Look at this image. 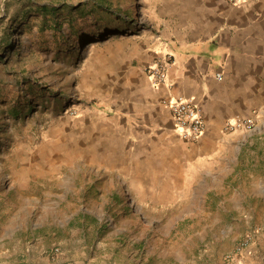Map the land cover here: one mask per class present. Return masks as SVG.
Segmentation results:
<instances>
[{
    "label": "crops",
    "instance_id": "1",
    "mask_svg": "<svg viewBox=\"0 0 264 264\" xmlns=\"http://www.w3.org/2000/svg\"><path fill=\"white\" fill-rule=\"evenodd\" d=\"M94 4L109 15L107 50L83 62L82 72L98 103L59 123L60 153L50 155L65 165L75 159V175L91 177L67 191L83 194L85 203L77 206L83 210L63 221H36L33 231L40 233L17 250L5 249L0 264H182L181 256L157 245L148 250L137 238L117 240L129 225L178 224L186 209L209 208L216 173L229 193L228 211L264 225V0ZM165 56L166 80L153 85L144 68ZM174 98L191 99L203 119L204 132L194 142L173 131L163 101ZM236 119H251L254 129H227ZM119 176L127 178L126 186L113 181ZM64 200L66 207L76 206ZM94 208H112L110 223L120 214L115 222L127 227L113 225L104 235ZM85 253L92 259L76 260ZM226 264H264V237Z\"/></svg>",
    "mask_w": 264,
    "mask_h": 264
},
{
    "label": "rangeland",
    "instance_id": "2",
    "mask_svg": "<svg viewBox=\"0 0 264 264\" xmlns=\"http://www.w3.org/2000/svg\"><path fill=\"white\" fill-rule=\"evenodd\" d=\"M94 1L0 0V254L7 248L19 249L40 233L33 231L36 221L46 224L54 217L63 221L72 211L83 210L77 207L85 203L83 194L67 191H76L91 177L75 175L80 166L75 159L72 165H65L52 162L50 155L60 153L58 140L63 132L59 123L83 115L98 103L92 97L89 76L82 72L83 62L107 50L109 15L94 10ZM68 110L75 115L66 113ZM126 180L119 176L113 181L126 186ZM210 185L214 190L209 193V208L186 209L179 213L185 218L178 224L170 220L162 225H129L130 230L117 241L122 243L130 236L139 239L145 249L157 245L181 256L182 264L231 261L227 256L233 254L239 240L259 232L256 243L264 237V225L245 223L235 210L228 211L229 193L222 188L218 173L210 178ZM197 195V199L203 198L201 191ZM66 197L76 206L66 207ZM93 210L104 235L113 225L127 227L123 221L115 222L120 214L110 223L112 208ZM83 258L92 259L85 253L76 260Z\"/></svg>",
    "mask_w": 264,
    "mask_h": 264
},
{
    "label": "built area",
    "instance_id": "3",
    "mask_svg": "<svg viewBox=\"0 0 264 264\" xmlns=\"http://www.w3.org/2000/svg\"><path fill=\"white\" fill-rule=\"evenodd\" d=\"M227 1L232 5H240L243 0ZM169 58V56H165L144 68V71L153 85L165 82ZM217 76L219 78V75ZM163 105L170 111L173 122V131L178 138L185 142H194L199 139L204 132V122L191 99H168L163 101ZM67 112L70 115H75L74 111L68 110L66 113ZM226 128L230 130L243 128L252 131L254 126L251 119H236L233 122H228ZM256 234L260 235L261 233L255 232L253 234H246V236L242 237L237 243L233 254L227 256V258L239 256L248 245L254 243L255 238H257Z\"/></svg>",
    "mask_w": 264,
    "mask_h": 264
}]
</instances>
